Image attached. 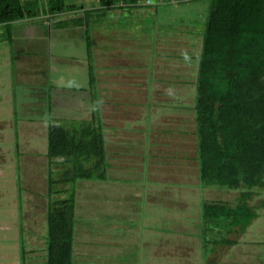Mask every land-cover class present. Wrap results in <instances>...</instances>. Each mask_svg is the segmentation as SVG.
<instances>
[{
	"label": "rangeland",
	"instance_id": "obj_1",
	"mask_svg": "<svg viewBox=\"0 0 264 264\" xmlns=\"http://www.w3.org/2000/svg\"><path fill=\"white\" fill-rule=\"evenodd\" d=\"M139 1L92 10L81 20L91 49L86 61L98 51V62H123L136 79L140 73L133 91H98L90 100L66 89L48 101L41 86L24 84L15 71L12 79L11 69L39 67L30 59L44 50L46 36L34 32L33 19L0 25V264H44L45 123L29 127L25 117L62 123L90 115L115 154L110 166L104 156L105 178L69 182L72 259L85 253L83 264H261L264 207L257 201L264 191L249 198L257 214L244 231L228 233L233 243L212 244V230L209 241L200 238L201 201L231 203L236 193L201 185L196 175L193 79L208 0ZM91 234L105 238L98 243Z\"/></svg>",
	"mask_w": 264,
	"mask_h": 264
},
{
	"label": "trees",
	"instance_id": "obj_2",
	"mask_svg": "<svg viewBox=\"0 0 264 264\" xmlns=\"http://www.w3.org/2000/svg\"><path fill=\"white\" fill-rule=\"evenodd\" d=\"M89 1L85 7L82 0H45L51 13L80 9L75 22L92 10L144 4L139 0ZM35 13V0H0L4 28ZM193 81L197 179L201 185L236 190L231 203L201 201L200 238L208 240L212 230V244H231L235 238L228 233L243 232L257 214L249 198L264 191V0H208ZM89 117L67 118L62 123L46 120L44 264H73V187L69 182L104 175L100 126L94 115ZM57 161L60 166H49ZM257 206L264 207V196L258 197ZM262 244L264 264V235Z\"/></svg>",
	"mask_w": 264,
	"mask_h": 264
},
{
	"label": "crops",
	"instance_id": "obj_3",
	"mask_svg": "<svg viewBox=\"0 0 264 264\" xmlns=\"http://www.w3.org/2000/svg\"><path fill=\"white\" fill-rule=\"evenodd\" d=\"M35 1L36 13L34 15L24 16L20 19L10 22L9 25L16 21H30L31 19H33L32 22H35L34 26L32 25L34 32H36L37 35L42 34L46 36V46L44 50L41 51V54L38 53L36 54V58L32 59L31 57L30 59V61L36 60L37 65L39 66L38 68H35L32 65L31 68L24 67L23 69H11L10 72L12 75V79L15 75V78H19L23 83L25 82L24 84H31V86L37 85L38 87L41 86L43 90H40L38 92L39 94H42L43 91L45 94H47L48 101H50L52 94L53 97H59L61 95V92L66 89H69L70 93H72L73 91H80V93L83 92V94L87 93L90 96L88 100H90L93 95L97 94L98 91H101L102 93L105 92L112 94V92H123L125 86V91L127 88L130 90V88L132 89V87H134L135 89V86H137V81L140 78V70L136 72L137 74L139 73L138 78L136 79L134 77L135 73H128V69L130 68L123 62H121L120 64L116 63L114 65L108 64L105 61L98 62V51H93V60L92 57H90V62L86 61V56L88 54L87 52H90L91 49H88V47L86 46V41L83 35L85 25L82 23V21L75 22L74 20L76 16L80 14L78 10H76L74 13H72L73 10H64L51 13L47 10L45 0ZM28 39L31 38L29 37ZM50 43L53 45L52 47L50 46L49 49ZM91 47L92 46H90L89 48ZM13 53L16 52L14 51ZM33 57H35L34 54ZM68 60H71V62H69ZM30 61H26V63L29 64ZM26 67H28V65H26ZM2 70L3 69H1V71ZM14 71L15 74L13 75ZM34 76L37 77V79L34 78ZM112 87L114 91H112ZM134 89H132L131 91H133ZM101 101H105V99H102ZM101 101L99 102L101 103ZM109 115L110 113H108L107 111L106 118H108ZM25 118L27 119L25 120V124L29 125V127H32L35 122L41 123L42 125H44L45 123L46 125V120L51 119L50 117L40 118L37 116ZM2 124L3 117L0 115V128L2 127ZM103 124L108 126L107 123ZM101 127L103 130L104 126L101 125ZM106 131L107 130H105V132ZM112 133L115 134V132ZM113 137L112 140H114ZM106 139L104 141L105 145H103V150L105 159L106 156L108 158L106 159V163L108 164V166H110L107 160L111 162V158L109 156L112 155L113 158V155L115 154V148H108L106 146V142H111V144H113V141H110L108 138ZM102 178H105V174L103 175V177H101V179ZM122 179L127 181L128 178L123 177ZM91 236L95 237V240H97L98 243L99 241L103 242L105 238V236H103L101 239H99L92 234ZM107 244H109V242H107ZM86 258L87 256L84 253L80 256V258L73 257L72 262L73 264H83V262L86 261ZM95 258L97 257H90V260ZM142 264H146V260H142Z\"/></svg>",
	"mask_w": 264,
	"mask_h": 264
}]
</instances>
